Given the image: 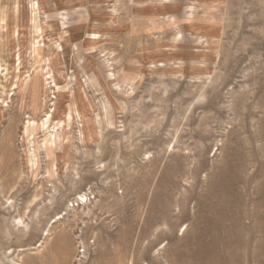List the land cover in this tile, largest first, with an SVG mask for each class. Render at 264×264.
<instances>
[{
    "label": "rangeland",
    "instance_id": "obj_1",
    "mask_svg": "<svg viewBox=\"0 0 264 264\" xmlns=\"http://www.w3.org/2000/svg\"><path fill=\"white\" fill-rule=\"evenodd\" d=\"M0 264H264V0H0Z\"/></svg>",
    "mask_w": 264,
    "mask_h": 264
}]
</instances>
